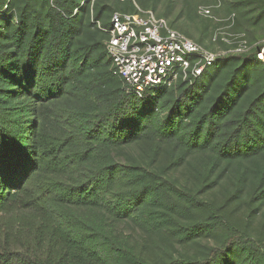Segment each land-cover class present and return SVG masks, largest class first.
<instances>
[{
    "label": "trees",
    "instance_id": "16d2710c",
    "mask_svg": "<svg viewBox=\"0 0 264 264\" xmlns=\"http://www.w3.org/2000/svg\"><path fill=\"white\" fill-rule=\"evenodd\" d=\"M160 1L0 13V264H264V0H200L253 46L138 97L110 70L107 29L139 7L181 32ZM178 1L194 22L199 2Z\"/></svg>",
    "mask_w": 264,
    "mask_h": 264
},
{
    "label": "built area",
    "instance_id": "2783aa9c",
    "mask_svg": "<svg viewBox=\"0 0 264 264\" xmlns=\"http://www.w3.org/2000/svg\"><path fill=\"white\" fill-rule=\"evenodd\" d=\"M0 13L9 0H2ZM198 13L213 17L210 6L200 5ZM105 49L113 75L120 78L125 91L142 97L144 91L169 87L178 78L192 81L226 52H244L253 45L238 35L216 29L211 41L234 43L228 50L212 51L171 28L167 20L151 10L137 7L135 13L114 12L107 29ZM256 60L264 64V39L257 43Z\"/></svg>",
    "mask_w": 264,
    "mask_h": 264
},
{
    "label": "rangeland",
    "instance_id": "374dc122",
    "mask_svg": "<svg viewBox=\"0 0 264 264\" xmlns=\"http://www.w3.org/2000/svg\"><path fill=\"white\" fill-rule=\"evenodd\" d=\"M190 1H193V2L197 1L199 2L198 5H201L200 0H189V2ZM172 2L174 4L170 8V10H172L171 12L174 13L177 18L176 19V22H178L176 24L177 29L181 30V32H185V34L188 32V34H191L190 37L196 40L198 37L199 29H204L205 31L204 39H207V37H210L212 35V33L214 32V25H215L212 19H208L207 17H204L203 15L198 13L196 9L195 12L192 13L194 22H191L190 20L187 21V18L185 17V15L182 14V12H180V4H181L180 1L173 0ZM164 3H165L164 0H161L159 3L156 4L155 6L156 13L163 12V9L165 8ZM198 5H196V8L198 7Z\"/></svg>",
    "mask_w": 264,
    "mask_h": 264
}]
</instances>
